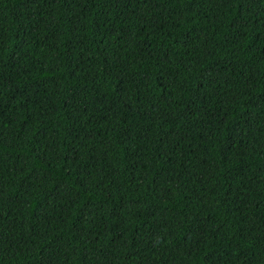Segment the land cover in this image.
I'll use <instances>...</instances> for the list:
<instances>
[{
    "label": "trees",
    "instance_id": "trees-1",
    "mask_svg": "<svg viewBox=\"0 0 264 264\" xmlns=\"http://www.w3.org/2000/svg\"><path fill=\"white\" fill-rule=\"evenodd\" d=\"M0 264H264V0H0Z\"/></svg>",
    "mask_w": 264,
    "mask_h": 264
}]
</instances>
